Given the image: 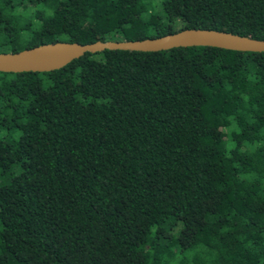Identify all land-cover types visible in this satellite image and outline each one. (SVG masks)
<instances>
[{"label": "trees", "instance_id": "obj_1", "mask_svg": "<svg viewBox=\"0 0 264 264\" xmlns=\"http://www.w3.org/2000/svg\"><path fill=\"white\" fill-rule=\"evenodd\" d=\"M184 29L264 40V0H0V53ZM0 264H264V53L0 72Z\"/></svg>", "mask_w": 264, "mask_h": 264}, {"label": "water", "instance_id": "obj_2", "mask_svg": "<svg viewBox=\"0 0 264 264\" xmlns=\"http://www.w3.org/2000/svg\"><path fill=\"white\" fill-rule=\"evenodd\" d=\"M187 47H213L239 52L264 53V40L224 31L184 29L157 39L143 41H96L90 44L57 42L17 53H0V72H51L65 67L85 54H95L105 50L159 52Z\"/></svg>", "mask_w": 264, "mask_h": 264}, {"label": "rangeland", "instance_id": "obj_3", "mask_svg": "<svg viewBox=\"0 0 264 264\" xmlns=\"http://www.w3.org/2000/svg\"><path fill=\"white\" fill-rule=\"evenodd\" d=\"M159 1V0H158ZM161 1V0H160ZM151 3H152V6H153V2L151 1Z\"/></svg>", "mask_w": 264, "mask_h": 264}]
</instances>
